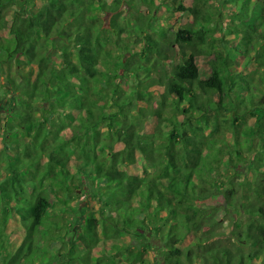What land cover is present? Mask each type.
Returning a JSON list of instances; mask_svg holds the SVG:
<instances>
[{"label": "trees", "instance_id": "obj_1", "mask_svg": "<svg viewBox=\"0 0 264 264\" xmlns=\"http://www.w3.org/2000/svg\"><path fill=\"white\" fill-rule=\"evenodd\" d=\"M159 1L0 0V264H264V0Z\"/></svg>", "mask_w": 264, "mask_h": 264}, {"label": "rangeland", "instance_id": "obj_2", "mask_svg": "<svg viewBox=\"0 0 264 264\" xmlns=\"http://www.w3.org/2000/svg\"><path fill=\"white\" fill-rule=\"evenodd\" d=\"M107 1L111 2L112 0H107ZM166 2L168 3V1H166ZM154 3H155L156 6L152 5L153 11L159 16L160 15H165V17H164L165 19H162V18L158 19L161 24H165L166 26L169 27V25L172 26V25H177V24H180V23H184V22H189L190 21L188 15H186V14H184L183 16H179V18L175 17V18L170 19V18H168V16H171L170 12L168 10H166V6L168 4H165V3H163V1H159V0H154ZM141 7L144 8V4L143 3L141 5ZM157 7H159V8H157ZM146 11H147V9H146ZM121 12H123V16L126 15V13H127V11L124 10V9ZM127 15L130 16L129 14H127ZM108 17H110L109 14L106 16V21H108ZM0 33H1V35L3 37L4 36H9V31L8 30H6V31L3 30ZM143 45L144 44H143L142 40H139V43L135 44V49H140ZM201 63L203 65V62H201ZM43 65H46V64L44 63ZM241 65H242V63H240V66ZM27 66L28 65H24V67H23L24 68L23 70L25 72H28V69H27L28 67ZM170 66L171 65H168L166 67L169 68ZM156 67H157V69H162L164 67V64L162 62H157V66ZM250 67L251 66H249V65L246 66V68H250ZM203 72L207 73V70L203 69ZM1 76H0V78H1ZM2 80H4V79H2ZM122 82H123V85H124L125 84L124 81H122ZM153 89L155 90L154 91L155 93H154L153 97L155 99H157V97L159 96L158 95L159 91L162 89V86H160L158 84L157 85L154 84ZM2 99H5V98L3 97ZM0 103H1L0 104L1 108H6L8 106V104H9V102L6 103L4 100L3 101L0 100ZM249 121H251V120H249ZM156 123H157V121H156L155 117L150 118V120L148 122V129L152 130L154 128V126L156 125ZM220 123H221V129L224 130V133L226 132V139L229 142L233 143L235 141L236 136L234 138V136L231 134V131H230V129H231L230 128L231 127L230 126L231 120H230V118L227 117V119H222ZM238 131H239V123H238ZM248 138L249 137H247V134H244L243 132L241 134H238V139L241 142L244 141L245 139H248ZM245 143L247 144V142H245ZM76 160L77 159L74 158L73 161L68 163L69 164V168L71 169L73 175L75 176V177H73L74 183H75V185L77 184L79 187L87 190V192L84 191V193L80 196V198L78 200H75V203L82 202V206H87L88 205V202H87L88 200H86V199L90 196L89 190H90L91 184H92V179H93V175H94L93 172H96V169L92 168L90 166H87V167L83 166V168H82L81 164L78 163ZM78 170H81L82 173L78 174ZM95 208L100 209L101 205L98 203L95 206ZM104 212H106V215L109 213V211H107V210H105ZM115 216L118 217V214L117 215L115 214ZM219 216L222 218L223 221L224 220L225 221H224L223 227L219 228L218 231H219L221 237H227V233H228V231L230 229L229 228L230 227V219L229 218L226 219V216L224 215V213L222 211L219 212ZM8 231H11L12 240L15 242V245L18 246L22 242L23 237L25 235V230L22 227L21 223L18 222V221L11 222L9 224V226H8ZM221 233H226V234H221ZM188 239L190 240L191 237H189ZM128 241H129V238L121 237V238H117L115 241L114 240H111L110 242L108 241L107 245L109 246V244H111V243H116L117 245L120 246L122 244H125ZM55 245H58V247L61 250H64V251H67L69 249V247H70V244L67 241L65 243H55ZM180 245L183 246L184 243H181Z\"/></svg>", "mask_w": 264, "mask_h": 264}]
</instances>
